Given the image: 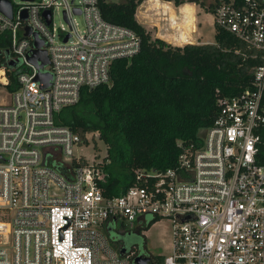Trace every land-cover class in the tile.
<instances>
[{
	"label": "built area",
	"instance_id": "obj_1",
	"mask_svg": "<svg viewBox=\"0 0 264 264\" xmlns=\"http://www.w3.org/2000/svg\"><path fill=\"white\" fill-rule=\"evenodd\" d=\"M9 1L0 32L8 33L10 59L21 70L17 88L0 102V264H137L142 252L151 264H264V0H223L213 12L215 24L259 59L250 84L218 97L213 122L199 141L180 144L174 166L136 168L133 183L114 195L102 185L106 151L90 158L76 152L90 142L96 148L99 131L82 135L55 114L83 86L107 82L111 62L137 53L140 36L104 18L98 0ZM57 7L66 24L54 20ZM26 25L48 54L40 68L51 73L46 86L28 60ZM147 218L169 220L166 253L122 250L111 240L109 231L140 228Z\"/></svg>",
	"mask_w": 264,
	"mask_h": 264
},
{
	"label": "trees",
	"instance_id": "obj_2",
	"mask_svg": "<svg viewBox=\"0 0 264 264\" xmlns=\"http://www.w3.org/2000/svg\"><path fill=\"white\" fill-rule=\"evenodd\" d=\"M221 1L198 2L213 13ZM98 2L104 18L138 33L140 49L130 57L114 59L109 80L83 86L79 99L62 107L55 119L82 135L99 131L106 144L107 175L102 185L106 195H114L133 183L136 168L164 170L174 166L182 150L180 144L200 140V130L217 114L218 97L237 94L248 86L251 68L259 59L251 56L252 49L242 40L217 24L214 42L172 45L152 37L136 19L140 0ZM8 48L9 35L1 31L0 66L5 67L7 87L12 91L18 86L21 67L17 61L10 63ZM155 220L147 218L140 229H129L125 234H108L119 245L123 238L125 248L136 246L145 252L138 248L136 235L144 238L141 230Z\"/></svg>",
	"mask_w": 264,
	"mask_h": 264
},
{
	"label": "crops",
	"instance_id": "obj_3",
	"mask_svg": "<svg viewBox=\"0 0 264 264\" xmlns=\"http://www.w3.org/2000/svg\"><path fill=\"white\" fill-rule=\"evenodd\" d=\"M135 16L152 37H160L172 45L215 40L213 13L194 0H140ZM137 228L133 230L140 229ZM148 228L141 230L145 237ZM168 244L170 250V239Z\"/></svg>",
	"mask_w": 264,
	"mask_h": 264
},
{
	"label": "rangeland",
	"instance_id": "obj_4",
	"mask_svg": "<svg viewBox=\"0 0 264 264\" xmlns=\"http://www.w3.org/2000/svg\"><path fill=\"white\" fill-rule=\"evenodd\" d=\"M107 1H124V0H107ZM199 1V0H198ZM196 1V2H198ZM205 3H208L209 0H204ZM201 5V4H200ZM204 7V6H203ZM205 8V7H204ZM77 25L81 28L83 26V17L80 14L75 15ZM54 20L57 22V25L60 24V22L66 24L65 19L62 16V8L57 7L54 10ZM1 71V70H0ZM10 90L6 85H0V102L8 101L9 100V94ZM95 139V138H94ZM97 142L96 148L94 147L93 143H89L88 145H85L83 147H77L76 152H82L87 157H93L94 153H98L99 155L97 157H101L105 154V147L106 144L102 139H95ZM98 147V148H97ZM119 226V225H118ZM128 224H124L120 226V231L129 229ZM133 229V227H131ZM170 222L166 218L157 220L154 223L150 225L148 230L145 232L146 237H142L141 235L137 236L138 242V248L142 250H146L152 254H162L166 253L168 249V242L170 239ZM112 234L115 232V230H111ZM145 240V241H144ZM145 245V246H144ZM137 248V247H136Z\"/></svg>",
	"mask_w": 264,
	"mask_h": 264
},
{
	"label": "water",
	"instance_id": "obj_5",
	"mask_svg": "<svg viewBox=\"0 0 264 264\" xmlns=\"http://www.w3.org/2000/svg\"><path fill=\"white\" fill-rule=\"evenodd\" d=\"M0 9L7 13L8 15H11V4L9 0H0ZM76 12H79L78 8H75ZM43 14L46 17V20H50V9L43 10ZM23 16H26V13L23 14ZM25 34L26 35H33V47L31 50V53L28 54V60L31 61L36 65V67L39 69L37 73V78L42 81L43 86H46L49 83V80L51 78V73L48 70L41 71L40 68H42L45 64L49 62L47 51L43 45V39L38 36V34L34 31H31L30 27L28 25L25 26ZM68 34H66L65 38H67ZM15 60L12 59L10 63H14ZM118 233V232H117ZM124 247H122V250ZM137 264H151V259L148 255L145 253H140L135 258Z\"/></svg>",
	"mask_w": 264,
	"mask_h": 264
},
{
	"label": "flooded vegetation",
	"instance_id": "obj_6",
	"mask_svg": "<svg viewBox=\"0 0 264 264\" xmlns=\"http://www.w3.org/2000/svg\"><path fill=\"white\" fill-rule=\"evenodd\" d=\"M138 229V228H137ZM131 230H133V229H131ZM127 231H130L129 229H127V230H122V231H120V234H125V233H127ZM120 242L122 243L123 242V238H121L120 237Z\"/></svg>",
	"mask_w": 264,
	"mask_h": 264
},
{
	"label": "bare ground",
	"instance_id": "obj_7",
	"mask_svg": "<svg viewBox=\"0 0 264 264\" xmlns=\"http://www.w3.org/2000/svg\"><path fill=\"white\" fill-rule=\"evenodd\" d=\"M1 72V71H0Z\"/></svg>",
	"mask_w": 264,
	"mask_h": 264
}]
</instances>
